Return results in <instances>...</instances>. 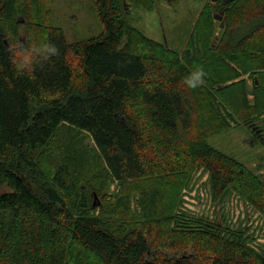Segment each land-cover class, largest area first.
Masks as SVG:
<instances>
[{
    "label": "trees",
    "instance_id": "obj_1",
    "mask_svg": "<svg viewBox=\"0 0 264 264\" xmlns=\"http://www.w3.org/2000/svg\"><path fill=\"white\" fill-rule=\"evenodd\" d=\"M124 1L154 3L95 0L103 31L68 43L47 0H0V264H264L243 233L170 205L200 167L216 200L233 191L264 216L261 177L209 143L234 115L264 120V0L231 1L218 35L207 6L182 57Z\"/></svg>",
    "mask_w": 264,
    "mask_h": 264
},
{
    "label": "rangeland",
    "instance_id": "obj_2",
    "mask_svg": "<svg viewBox=\"0 0 264 264\" xmlns=\"http://www.w3.org/2000/svg\"><path fill=\"white\" fill-rule=\"evenodd\" d=\"M47 2L49 22L52 26L64 30L68 43L98 36L103 31L95 0H47ZM153 2V7L148 9L138 3L124 1L128 23L147 37L167 46L170 51L177 53L178 57H182L192 48L195 27L203 10L211 4V0H153ZM26 15L27 18L22 15L19 18L23 39L27 37V32L29 33L28 22L33 20L31 15ZM215 26L218 35L220 22L215 20ZM247 32V27L240 28L237 35L242 36ZM244 78L253 90V95L248 97L254 100V81L248 79V75ZM234 117L235 120L231 119L230 126L212 137L209 143L244 163L264 181V131L263 136H260L254 129L256 127L264 130V120L255 119L253 122L245 123L237 119L236 115ZM209 178V173L203 168L196 167L191 171L185 185L180 184L179 189L171 191L170 205L172 207L176 204L174 213L186 222L192 223L194 227L197 226L196 221H207L220 225L224 230L241 232L247 243L255 246L264 255L263 214L233 191L216 200L212 195ZM115 186V184L111 186L110 193L117 191ZM109 195L108 193V198ZM102 200L104 199L101 197L100 203Z\"/></svg>",
    "mask_w": 264,
    "mask_h": 264
},
{
    "label": "clouds",
    "instance_id": "obj_3",
    "mask_svg": "<svg viewBox=\"0 0 264 264\" xmlns=\"http://www.w3.org/2000/svg\"><path fill=\"white\" fill-rule=\"evenodd\" d=\"M50 50L56 54L58 50L50 45ZM204 72L202 69L197 70L195 73L190 74L183 80V83L187 85L188 88H196L199 84L203 82Z\"/></svg>",
    "mask_w": 264,
    "mask_h": 264
},
{
    "label": "flooded vegetation",
    "instance_id": "obj_4",
    "mask_svg": "<svg viewBox=\"0 0 264 264\" xmlns=\"http://www.w3.org/2000/svg\"><path fill=\"white\" fill-rule=\"evenodd\" d=\"M230 2H227V0H211V6L214 10V14L217 16L223 15V18L227 12L228 4ZM224 12V14H223Z\"/></svg>",
    "mask_w": 264,
    "mask_h": 264
},
{
    "label": "water",
    "instance_id": "obj_5",
    "mask_svg": "<svg viewBox=\"0 0 264 264\" xmlns=\"http://www.w3.org/2000/svg\"><path fill=\"white\" fill-rule=\"evenodd\" d=\"M231 1H233V0H227V2H231ZM223 14H224V12H223ZM214 18L216 21L220 22V28L218 29V31L220 32L222 29L225 28V21H224L223 15L217 16L216 14H214ZM233 83H234L233 81H230L227 84H233ZM227 84H224L223 86H227ZM219 87L221 88L222 86H219ZM246 89H247L248 95H253V90L251 89L249 83H247ZM94 205H96V203H94Z\"/></svg>",
    "mask_w": 264,
    "mask_h": 264
}]
</instances>
